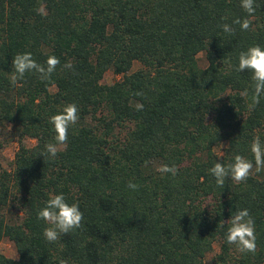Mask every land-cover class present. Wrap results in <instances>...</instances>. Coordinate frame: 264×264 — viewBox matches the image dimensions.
<instances>
[{
    "label": "trees",
    "instance_id": "1",
    "mask_svg": "<svg viewBox=\"0 0 264 264\" xmlns=\"http://www.w3.org/2000/svg\"><path fill=\"white\" fill-rule=\"evenodd\" d=\"M256 4L242 31L232 23L248 18L240 0H0V124L13 126L18 143L0 165V239L18 258L0 252V264H204L215 240L212 264H264V170L241 183L225 178L223 188L209 172L237 154L254 163V137L264 144V95L250 111L251 72L235 70L240 51L264 48V0ZM26 51L42 65L59 58L50 80L30 72L11 84L13 56ZM133 60L140 66L129 71ZM108 67L120 77L105 83ZM69 103L78 123L55 158L43 157L55 143L49 118ZM161 164L177 174H161ZM61 192L84 219L49 242L37 212ZM11 202L20 216L8 222L2 207ZM244 208L254 254L226 242V221Z\"/></svg>",
    "mask_w": 264,
    "mask_h": 264
},
{
    "label": "clouds",
    "instance_id": "2",
    "mask_svg": "<svg viewBox=\"0 0 264 264\" xmlns=\"http://www.w3.org/2000/svg\"><path fill=\"white\" fill-rule=\"evenodd\" d=\"M258 6L256 0H240V7L248 14V18H236L232 23L239 25L242 31L250 30L252 27L250 17L255 14ZM36 11L41 15L46 14L43 6L37 8ZM222 19L226 20L227 17H222ZM219 27L228 35H232L235 32L232 25L228 23H223ZM59 64V58L54 55H48L46 65H42L33 58L31 52L17 53L12 59L13 70L9 79L13 86H20L19 82L24 80L26 73L35 72L39 75V79L48 81ZM63 67L71 70L73 64L71 61H67ZM235 70L237 72L245 70L251 72L254 90L251 95V101L247 104L248 109L251 111L259 104L260 97L264 95V48L260 45H252L246 50L240 51L238 54V66ZM240 95L247 98L249 95L248 90H243ZM136 108L141 110L143 105L137 104ZM78 113L77 105L69 103L62 106L56 114L49 118V123L53 126L55 133V143L50 142L45 145V149L40 152L43 157L55 158L57 153L66 147L69 129L74 128L78 123ZM250 150L254 155V163L252 160L237 154L234 156L233 162L228 164L216 162L209 169L210 174L215 177L218 186L223 188L225 178L228 177L236 183L246 181L249 175L252 174L254 167L257 173L264 170V144L261 143L259 136L254 137ZM157 171L161 174L171 173L175 176L178 168L174 164L171 166L161 164L157 167ZM128 187L135 190L138 185L129 181ZM37 218L45 221L48 225L43 230L45 239L49 242H56L62 234H68L80 229L84 216L79 204L77 202L69 203L61 192L49 196L44 202V206L37 212ZM226 222L228 224L226 242L235 245L240 253L254 254L256 252L255 221L249 210L247 208L239 209ZM13 258H18L17 254ZM60 264H66V262L61 260Z\"/></svg>",
    "mask_w": 264,
    "mask_h": 264
},
{
    "label": "rangeland",
    "instance_id": "3",
    "mask_svg": "<svg viewBox=\"0 0 264 264\" xmlns=\"http://www.w3.org/2000/svg\"><path fill=\"white\" fill-rule=\"evenodd\" d=\"M197 63L199 66H203L206 64V59L202 51H199L197 53ZM139 66H140V63L137 60H133L129 68V71ZM119 77H120L119 73H115L111 67H108L104 71L101 81L105 83H110L118 79ZM114 131L116 132L118 137H121L123 135L124 128L116 127L114 128ZM23 141L26 144L33 143L32 138L25 137V136L23 138ZM17 145L18 143L16 140V133H15L13 126L10 125L9 123L0 124V165L2 167H8L9 162L11 161L13 157V153ZM224 145H225V142L220 141L218 144L214 145V151H216L217 153H221L222 147ZM2 212L8 222L17 220L19 219V216H20V211L18 210V208L13 202H11L5 207H2ZM218 251H219L218 242L215 240L212 243L211 250L208 251L203 258L204 264H212L213 255ZM0 252L10 257H14L16 255V251H15L12 241L5 236H3L0 239Z\"/></svg>",
    "mask_w": 264,
    "mask_h": 264
}]
</instances>
